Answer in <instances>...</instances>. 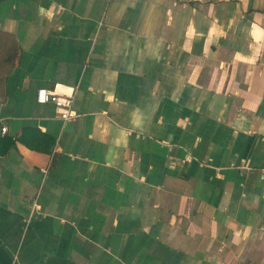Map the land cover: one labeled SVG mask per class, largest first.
Returning a JSON list of instances; mask_svg holds the SVG:
<instances>
[{
  "label": "crops",
  "instance_id": "1",
  "mask_svg": "<svg viewBox=\"0 0 264 264\" xmlns=\"http://www.w3.org/2000/svg\"><path fill=\"white\" fill-rule=\"evenodd\" d=\"M2 126L0 264H264V0H0Z\"/></svg>",
  "mask_w": 264,
  "mask_h": 264
},
{
  "label": "built area",
  "instance_id": "2",
  "mask_svg": "<svg viewBox=\"0 0 264 264\" xmlns=\"http://www.w3.org/2000/svg\"><path fill=\"white\" fill-rule=\"evenodd\" d=\"M75 88L63 84H55L52 88H40L36 91L37 104H51L56 115L62 121H75L79 115L73 109V98ZM7 128L2 126L1 133H5Z\"/></svg>",
  "mask_w": 264,
  "mask_h": 264
}]
</instances>
